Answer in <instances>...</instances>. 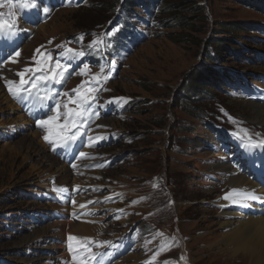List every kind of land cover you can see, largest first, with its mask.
<instances>
[{
  "label": "rangeland",
  "instance_id": "374dc122",
  "mask_svg": "<svg viewBox=\"0 0 264 264\" xmlns=\"http://www.w3.org/2000/svg\"><path fill=\"white\" fill-rule=\"evenodd\" d=\"M118 1L86 0L81 2L84 6L75 7L73 0L71 6H68V0H57L51 19L36 25L34 39L21 47L20 51L29 45L19 52L17 61L0 70L16 74L25 68L35 67L34 57L40 59L37 49L40 53L47 52L58 58L63 52V48L58 46L66 44L86 53L72 64L65 73L66 80L60 83L65 92L72 94L73 89L82 82L91 81V77L100 72L103 56L100 54L99 58L100 50L89 49L88 45L97 37L105 42L115 33L110 29L113 27L112 20L118 14ZM248 1L197 0L194 4L187 1L178 13L182 17L196 18L192 21L191 30H145L147 39L127 57L122 54L115 60H102L109 78L106 82L101 81L100 89L95 93V111L101 114L110 109V114L98 122L94 135L109 140L108 143L113 142L110 147L100 149L99 153L96 151L101 159L111 160V165L101 164L99 171L94 173L74 169V173L81 177L73 174L68 181V189L74 190L76 185L81 184L87 187L81 194L85 196L78 198L79 205L74 210H81L90 200L99 201L100 208L87 210L90 216L96 214L91 217L92 220L83 219L97 227L90 239L111 242L96 247L99 249L98 258L102 254L104 258L97 260L99 264H185L181 257H186V264H248L242 255L231 258L225 247L218 246L219 236L227 233L228 229L218 226L217 217L221 213L214 207L215 192L222 188V180L217 175H210L211 166L226 160V164L235 165L245 173L250 172L249 179L254 183L264 181V168L262 173L257 172L260 165L255 155L251 156V151H245L243 147L236 149L232 135L238 129H248L254 139H264V122L258 124L252 121L251 112L253 104L264 106V35L236 32L232 36H216L213 29L219 23L245 22L264 26V14L248 7L245 4ZM167 3L165 1L163 7ZM0 9L9 11L7 6ZM17 13L18 9L15 16ZM163 17H166L165 14L154 10L149 26L158 27ZM45 24L49 25L45 27V34H41L39 27ZM76 25L90 30L75 29ZM95 27L98 29L95 30ZM81 35L84 37L82 41L78 39ZM215 37L237 39L238 45L225 44L227 48L220 53L221 60L209 61L215 49H206L204 42L206 44L207 40ZM228 49H240L241 53L234 57L227 52ZM101 53H104L103 50ZM86 62L89 66L86 74L73 78V68L77 66L81 69ZM211 68L229 71L243 78L233 88L230 84L226 87L223 84L220 90L215 89L216 84L207 88L203 86L201 89L207 92L206 95L185 101V88L181 89L184 80L196 70L206 72ZM1 79L5 93H0V103L5 112H0V120L15 118L16 125L21 124L23 128L16 129V133H11L12 138L4 140L3 136L9 133L11 127L3 130L0 126V264H18L23 260L24 264H33L50 255L44 249L45 245L38 240L40 249L33 252L36 244L32 250H23L18 244L34 230L41 231L39 237L47 236L49 227L37 222V218L49 205L33 196L47 188L32 185L44 174L36 176L34 173L29 187L18 183L21 175L29 172L32 164L40 159L34 156L27 161L24 159L26 150L16 155L12 153V148L25 136L29 135L27 140H32L30 135L37 134L34 142L40 141L46 153L54 157L50 154L51 145L43 139L46 131H38L36 127L33 130L11 103L6 82L18 81L19 78L3 75ZM67 99L62 97L63 101ZM88 126L89 123L85 128ZM54 160L59 163L56 158ZM42 163L50 169L45 174L67 175L60 163L51 164L49 159ZM10 173H15L16 179H8ZM256 174L260 176L256 177ZM55 181L67 185L63 178ZM11 183L16 185L11 186ZM49 184L58 186L56 183ZM212 184L218 187L215 189ZM23 214L27 217L21 218ZM78 220L64 222L67 252L68 236H73L69 229L76 226ZM132 234L130 255L115 258L120 245L123 246L124 236ZM162 237L166 238L163 240ZM165 243L172 246L161 251ZM67 252L61 255L64 262L69 256ZM133 254L140 257L135 258ZM154 255L155 260L152 259Z\"/></svg>",
  "mask_w": 264,
  "mask_h": 264
},
{
  "label": "snow or ice",
  "instance_id": "6c2138e0",
  "mask_svg": "<svg viewBox=\"0 0 264 264\" xmlns=\"http://www.w3.org/2000/svg\"><path fill=\"white\" fill-rule=\"evenodd\" d=\"M71 4L72 0H68V6H71ZM4 6H7L9 11L7 16L4 13H0V43L9 44L14 41V38L21 31L17 24L15 10L19 9L23 13L25 10L38 8V3L37 0H0V8ZM42 11L47 15L50 9L44 6ZM78 39L82 41L84 39L83 35L78 37ZM102 44L103 39L97 37L88 45V48L99 51ZM58 47L63 48V52L58 58H53L47 52L40 53V50L37 49L40 59L37 60L34 57L33 62L36 66L17 72L15 75L19 78L18 81L9 80L6 82L8 92L13 99L21 104L27 103L37 110H45V116L37 118L35 123L46 131L43 139L53 146V150H55L57 144L66 145L75 142L89 121L94 116H98V112L94 110L96 107L95 102L97 101L95 93L99 91L101 81L106 82L109 78L105 74V66L101 64L99 66L100 72L92 76L91 81L82 82L76 89H73L72 94L57 92L52 85L65 81V73H68L72 63L86 54L83 50L67 47L66 44ZM13 53L15 56L20 54L19 51L13 49L12 52L8 53L9 57ZM2 63L3 60L0 59V64ZM88 68L87 64H83L77 74L85 75ZM27 74L30 75L26 79L25 76ZM61 97H67L68 99L63 101ZM69 105H74V107H69ZM61 120L62 123H56ZM232 135L239 141L245 151L264 150V139H254L248 129H238ZM97 139H100V137H97ZM89 141V146H91V138H89ZM79 155L84 157L86 154L80 152ZM57 191L65 190L58 189ZM223 199L246 208L249 206L248 201H255L261 199V197H258L253 191L233 189ZM81 207H84V205H81ZM73 242H75V245ZM108 244H111V242H96L90 238L71 235L68 237V251L72 255L73 264H89V261H96V264H99L96 254L93 252V245L102 247ZM171 246L169 243L162 244L161 251L170 249ZM152 259L155 260V255ZM181 259L185 260L186 264V257H181Z\"/></svg>",
  "mask_w": 264,
  "mask_h": 264
},
{
  "label": "bare ground",
  "instance_id": "6f19581e",
  "mask_svg": "<svg viewBox=\"0 0 264 264\" xmlns=\"http://www.w3.org/2000/svg\"><path fill=\"white\" fill-rule=\"evenodd\" d=\"M48 25L49 24L40 26L39 32L41 34L46 32L45 27ZM28 46L29 45L25 46L24 48H22V50H25ZM17 58H18L17 56L12 58L10 62L8 63V65L14 64L17 61ZM12 71H15V70H12ZM3 75H6V76L11 75V76L17 77L15 73L6 74L2 70H0V83H1L0 86L2 87V91L0 87L1 94H3L2 92L5 93V89L3 87V80L1 79V76ZM4 101L7 102V98L4 97ZM10 109L12 110V108ZM0 112H3V113L5 112V110L1 106V103H0ZM251 112H252V121H255L258 124H263L264 106L253 104ZM0 126H2L3 130H6L7 127H11L9 133H7V136L12 135L11 133H16L17 132L15 131L16 129L23 128L21 124L17 123L16 125L15 118H4L0 120ZM12 137L13 136H11V138ZM28 137L29 135L25 136L16 145H14V147L12 148V153H15L16 155H20L21 151L26 150V153L24 154L25 160L27 161L31 160L33 159L34 156H37V157L39 156L40 160L32 164L29 172L21 175V177L19 178L20 181L18 183L24 185L25 187H29L30 186L29 181H33L34 179L33 174L35 173L34 175L36 176L44 174L38 178L39 180L36 181V183L34 181L32 185H34L35 187H39L42 189H45V188L49 189L52 187L49 184L51 180H53V182H55L57 185H60L59 182L55 181L56 179H59V178H63L66 184L68 185V181L70 179V176L72 175L70 171L68 170L69 168L66 165L59 162L60 165L63 167L64 171L66 170L67 175L45 174V173L50 172V169L45 168L43 166L42 161L49 159L51 164L57 165L59 163L56 160H54L55 158L53 159L46 153V149L43 147L40 141L37 140V142H34L33 139L37 138V134L30 135V137L33 138L32 140H27ZM262 153L264 155V150H262ZM210 168H211L210 175H217L222 180V182L220 183V185H222V188L220 189V191L218 193L215 192V190L212 191V193L215 192L217 194L215 198L214 207L217 208V211H220L221 213V215L217 217V221H218L217 224H219L218 226L220 227V229H228L227 233L225 234L222 233V235L219 236L221 238L219 240L218 246L222 245V247H225L227 250L226 253L229 256H231V258L242 255L243 258L247 259L248 264H264V191L262 187L254 183L252 179H249L247 174L242 173L236 167H233V166L231 167L230 165L226 164V160H225V163L223 162L216 163L214 166H211ZM14 174L15 173H12V174L10 173L8 179L10 180L16 179V176ZM45 181H48V182L42 183ZM12 184L16 185L15 183H11V186ZM212 186L215 189L218 187L217 185H214V184H212ZM67 189H68V186H67ZM233 189L253 191L258 197H261V199H258L255 201H248L249 206L245 208L246 215H241L239 213H237L238 214L237 215L235 213V209L243 208V207H240L236 204H232L229 200L223 199V197L226 194L230 193ZM34 194H37V193H34ZM92 203L95 208H100L98 200H93ZM56 208L57 207L54 206L53 203H50L48 208L43 211L44 215L47 216L46 213H53V219H54L58 215ZM95 215L96 214H91L92 217ZM25 217H27V215L23 214L21 218H25ZM37 220L43 224L48 223V224H44L49 227L47 236L45 238L39 237L41 231L34 232L35 231L34 230L32 232L33 234L30 235L28 238L22 239L20 244H18V246L23 247L22 248L23 250H32L33 249L32 246L36 244V248L32 250L34 252L36 249H40L39 246H41V244L45 245L44 249L46 251L48 250V253L50 255L44 256L43 259H38L36 262L32 261L34 262L33 264H54V260L56 259V257H59L63 261V259L61 258V255L62 253L67 252L65 248L66 247L65 237L67 236V230H66L65 223L64 222L55 223V222H51L48 220L42 221L41 218L39 219L37 218ZM96 228L97 227H95L94 225H90L86 223L82 218L76 222V226L71 227L69 229V232L73 234V236H76V237L90 238L95 235ZM174 237L178 238L177 236H174ZM50 238L52 239L50 240ZM165 238L166 237H162L163 240ZM38 240H40L41 244H39ZM46 241H48L47 246H46ZM51 241L53 245H51ZM62 243H64L65 246H62L61 245ZM67 254L71 255L69 251L67 252ZM161 255L164 257V254H161ZM133 256H135V258L140 257V255H136V254L135 255L133 254ZM128 259H131V257H129ZM20 262L22 263H18V264H24L23 262L25 261L23 260ZM114 264H118V263L115 262Z\"/></svg>",
  "mask_w": 264,
  "mask_h": 264
},
{
  "label": "trees",
  "instance_id": "16d2710c",
  "mask_svg": "<svg viewBox=\"0 0 264 264\" xmlns=\"http://www.w3.org/2000/svg\"><path fill=\"white\" fill-rule=\"evenodd\" d=\"M165 1H167L168 3L166 4V7H163ZM187 1L194 4L197 0H119L118 3L121 12L125 13L126 15L124 18L114 21V24L115 26H117L118 30L115 34L112 35L113 41L111 43H106L109 45L108 55H113L112 52L118 48H122L123 50V47L127 41H133L134 44L137 45L139 42V36L142 34L138 29L140 26L145 29L151 28L157 31L158 30L162 31L165 29H173V28L179 30L182 29L191 30L192 21L195 20L196 18L191 19L190 17H185V16L182 17L178 13L180 11V8L183 7L185 5V2ZM237 1L243 2L244 0H237ZM245 4L248 7L252 8L253 10H256L257 12L264 14V0H249ZM259 5H261L262 7L259 8ZM154 10L160 14H165L166 17H163L161 21V25L153 28L148 25V22L150 21V17H152ZM196 13L198 17L201 18V20H204V17L202 15H199L198 12ZM81 28L82 25L75 26V29L90 30L88 28L87 29L84 28L81 29ZM213 29H215L214 35L216 36H220L219 34L232 36V34L236 32L239 33L252 32V33H259L261 35H264L263 25H257V24L245 23V22L219 23V24H215ZM118 40L121 41V45H117ZM237 41H238L237 39H233L230 37L228 39L215 37L213 40L210 41L207 40L206 44L204 42L206 49L210 47H214L215 49L214 54L212 58L209 59V61H215V60L220 61L221 60V57H219L220 53L223 51V48H227L224 47L225 44L227 46H236L238 45L236 43ZM227 52L234 54L233 55L234 57L238 56L241 53L240 49L237 51L235 49L232 50L228 49ZM208 79H211L210 83L208 82ZM240 79L241 77H239L238 75L221 69L215 70L214 68H211L206 72L196 70L193 73H191L187 79L184 80V82L181 84V89L185 88V90H183V96L186 101L194 98L197 99L198 97L202 98L204 95H206L205 93L207 92H204L201 89V87L203 86L207 88L210 87L211 84L212 85L216 84L215 89L220 90L224 85L226 87L229 86L227 84H230L231 86L230 88H233L235 87V83L238 86V82ZM205 84H209V85H205Z\"/></svg>",
  "mask_w": 264,
  "mask_h": 264
}]
</instances>
